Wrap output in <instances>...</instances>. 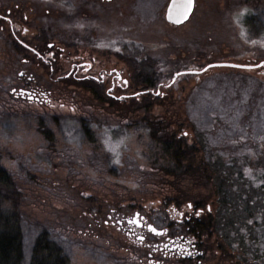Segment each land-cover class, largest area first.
Listing matches in <instances>:
<instances>
[{"label":"rangeland","instance_id":"374dc122","mask_svg":"<svg viewBox=\"0 0 264 264\" xmlns=\"http://www.w3.org/2000/svg\"><path fill=\"white\" fill-rule=\"evenodd\" d=\"M33 1L40 7L45 5L52 7L50 26L57 19L55 16L59 15L61 9L69 12L73 10V0ZM255 1L256 5L254 0H195L188 21L180 26H172L165 20L169 0H96L99 12L98 17H95L96 22L83 25L76 18L61 19L58 26L65 30L60 36H65L63 38L68 45L60 42L58 38L48 40L52 43L54 52L62 54L54 68L56 69L58 65L60 68L63 67L64 59L77 54L92 56L98 67L121 66L109 53H114L118 45L123 43L139 49L142 57L167 61L168 66L180 64L181 59L190 55L188 60L181 62V65L189 62L187 65L192 66L193 70H201L206 65L224 63L255 65L264 58V0ZM12 3V0H0V14L7 9L11 10ZM252 13L257 16L258 26L249 29L247 18ZM79 25L93 32L78 38L79 34H71L72 31L69 29L81 28ZM82 30L80 33L84 32ZM2 34L1 37L10 36ZM25 38H30V35H26ZM3 47L0 39V52ZM7 64H9L7 60L0 54V76L3 80L10 73L7 71ZM57 72L61 71L56 70L55 73ZM59 75L54 74L52 77L55 79ZM256 80L264 83V67L257 69L211 67L197 76L182 77L172 87L161 90L162 100L158 107L161 113L149 114L154 119L166 114L168 119L171 117L178 124L183 122L184 132L188 135L192 133L195 135L197 131L199 134L203 132L205 143L209 142L212 146L218 147L222 141L226 146L223 153L227 156H231L238 149L249 153L247 149L249 144L254 140H264V88H260ZM65 84L64 88L51 89L72 96L76 103L77 97H80L78 93H84L77 89L74 82L71 85H68V82ZM134 91L135 88H132L130 93ZM1 94L3 97L0 100V108L7 112L18 111L20 116V119L11 116L0 117L1 154L6 159L4 166H11L14 171H19L18 168L23 166V162L38 161L34 158L33 149L41 145L44 139L37 131L39 119L22 116L21 106L13 104L4 95L6 93L3 90ZM129 104L122 106L127 107ZM76 106L87 107L78 104ZM115 111L114 132L108 131L101 136L97 135L91 147L102 155L107 165L110 163L116 167H120L123 154H130L141 165V170L136 171V175L141 179L145 177L143 180L152 177L159 164L154 161L158 153L149 142L147 131L137 126L130 128L131 123H135L134 120L138 118L133 116L141 117L142 114L131 112L125 115L121 109ZM123 123L127 125V131L124 130L126 126H122ZM54 129H58L59 139L64 143L74 144L82 149L89 144L71 123L63 122L59 128ZM54 129L52 131H55ZM98 131L99 129L95 132ZM197 142L200 143L199 140ZM56 145L62 146L60 143ZM116 159H119L118 164L114 162ZM118 170V175H110L103 184L95 183L81 175L68 176L66 173L63 176L59 175L62 182L58 183L54 179L56 176L46 171L42 175L40 186L37 182L34 183V189L27 188L22 210L31 220V225L52 226L62 235L60 241L69 244L66 247L69 264H135L133 258L128 257L120 247L123 239L112 235L113 232L108 229L100 233L104 228L103 220L108 213L107 206L113 202L119 204L131 197L139 196L140 192L146 194L151 191L141 185L144 181L123 179L122 174L120 175L121 168ZM35 175L40 176L37 173ZM81 199L88 200L90 204L96 199L103 208L100 216H95L94 210L92 219L86 215L88 208L85 209L86 212L79 210L86 207ZM86 219L88 223L94 224L96 220L99 224V227H94L90 233L85 230L86 234L92 235L88 237L87 242L82 240L77 230L72 236L69 234V229L79 227L82 222L85 225ZM258 234L264 235V231L260 230ZM118 247L121 249L117 251Z\"/></svg>","mask_w":264,"mask_h":264},{"label":"flooded vegetation","instance_id":"af4514ba","mask_svg":"<svg viewBox=\"0 0 264 264\" xmlns=\"http://www.w3.org/2000/svg\"><path fill=\"white\" fill-rule=\"evenodd\" d=\"M12 1V9L0 14V35L10 34L9 37L0 36L2 43L7 41V48L4 45L0 54L9 63L7 71L10 72L5 80L0 76V100L4 86L12 96V103L17 106H27L39 112L46 111L53 116L58 111L63 120L67 114L78 115L81 119L91 118L90 134L93 137L86 139L90 146L96 136H101L106 129L114 132L115 109H121L125 115L131 112L159 114L160 106L129 107V103L132 100L142 101L147 95L151 99H161V90L172 87L180 78L197 76L209 69H205L210 66L206 65L201 70H193L192 66L185 64L182 69L174 70L166 77L149 76L156 83L153 88H137L134 82L144 83L147 77L135 76L130 61L134 59L142 61L143 64L146 56L142 57L139 49L131 48V44L127 43L118 45L119 51L109 53L122 67H98L92 56L77 54L64 59L63 67L58 65L55 69L54 65L60 60H57L54 47L47 38L51 33L49 23L52 7H40L33 0ZM77 2H80L79 9L86 8L82 0ZM84 3L88 4L89 17L80 14L76 19L83 25L96 22L95 17L99 13L96 0ZM70 29L80 35L78 38L93 32L83 27ZM81 30L84 32L80 33ZM26 35H30V38H25ZM60 56L62 54L59 52L61 59ZM246 66H254L250 69L264 67V59L255 65ZM66 68L67 72L63 74ZM56 70L61 72L55 73ZM177 72L181 75L177 76ZM54 74L60 75L54 79ZM66 82H71L70 85L74 82L77 89L84 93H78L80 97H77L76 103L72 96L51 89L64 88ZM132 88L135 91L130 93ZM86 98L92 99L95 106H76H81L82 99ZM116 104L118 108L115 107ZM123 104L129 105L126 107ZM122 126H126L125 131L128 130L127 125L123 123ZM167 129L171 130L176 139H183L190 146L194 143L196 145L198 140L205 141L203 132L199 134L197 131L195 135H188L183 126L178 125ZM204 146L203 154L182 157L185 167L199 169L203 161L207 166L206 171L174 170L163 176L161 168L164 162L173 167L175 165L171 156L162 154L159 149L160 152L154 158L159 164L152 176L156 183L149 182V188H144L151 190L147 192L149 194L140 192L139 196L107 206L108 213L103 220V226L113 232L112 235L124 240L120 247L128 257L133 258L135 264H264V235L258 234L260 230L264 231V140H254L249 144V153L238 149L231 156L223 153L226 146L222 141L218 147L209 142ZM195 148H199L198 144ZM123 158L124 154L121 160ZM108 165L111 170L113 165ZM113 173L115 171L111 170V174ZM193 176H198L199 179H191ZM206 177L213 178L214 186H202ZM150 178L146 177V180ZM189 205L192 207L189 208ZM137 213L143 218L144 227L127 223ZM148 224L163 234L150 233L147 230ZM141 236L144 237L143 243L138 239Z\"/></svg>","mask_w":264,"mask_h":264},{"label":"trees","instance_id":"16d2710c","mask_svg":"<svg viewBox=\"0 0 264 264\" xmlns=\"http://www.w3.org/2000/svg\"><path fill=\"white\" fill-rule=\"evenodd\" d=\"M73 1L74 3L76 1V3L74 4L72 2L73 10H70L72 11L71 13L68 11H61L59 15L55 16L57 19L54 21L53 25L50 26L51 33L47 35L48 39L58 38L60 42L68 45L63 38L65 36H60L63 31L60 30V27L58 26L61 19L64 20L71 17L76 18L77 16L79 17L80 14H83V17H86L88 14V4L84 3L88 2V0H82V3L86 7L82 9H79L80 2H77V0ZM254 4L256 5L255 0ZM247 25L249 26V29H254L258 26L257 16H255V14L252 13V15L247 18ZM69 31H72L71 34L75 33L71 29H69ZM71 34L70 36H75L76 33L74 35ZM82 37H84V35H82L81 38ZM3 45L6 46L4 48H7V41L4 40ZM58 54L59 53L57 52L55 53L57 59H59ZM190 56L181 59L180 64L178 63L174 66H168L166 64L167 61L165 60H153L150 57H146V61L143 64H141L142 61L131 59L130 65L133 69V74L138 77H142L144 75L147 77V80L144 83L140 81L134 82L135 87H145L147 89L153 88L156 83L151 81L152 78L149 76L166 77L174 70L182 69L183 66L181 65V62H185V60H188ZM176 57H178V55ZM188 63L189 62L186 64ZM256 81L260 88H264V83H261L258 80ZM69 84L70 83H68V85ZM3 91L6 93L4 95L11 100L12 96L9 95L8 89L4 86ZM161 100L162 99L156 98L151 99V96L147 95L140 102L132 100L130 103L131 106L129 107L146 106L149 108L159 106L161 104ZM86 105L89 107L95 106L92 104V99L90 98L84 99L81 104V106ZM115 107L118 108V104H116ZM21 109L22 116H28V118L33 117L37 120L39 119L37 121V131L44 140L41 145H37L33 149L34 158L38 159V161L34 163L28 161L23 162V166L18 168L19 171H14L11 166H4L6 159L3 154H1L0 149V264H69V258L67 257L69 253L66 251V247H68L69 244L66 245L67 242L60 241L59 238H61L62 235L52 226L31 225V220L26 217L24 211L22 210V203L27 188L34 189V183L37 184V182L40 186L42 175L46 171L55 175L56 177L54 179L55 181H58V183L62 182L59 175L63 176L67 174L68 176L81 175L85 178H90L95 183L103 184L106 183V178L112 175L111 170L113 169L115 171V173H113L114 175H118L119 168H121L120 175L122 174L123 179L129 181H144L141 185L146 187L149 186V182L156 183V181L152 180L154 177H151L149 180H143L145 177L141 179L140 176L136 175V171L141 170V165L130 154H124L120 167L112 166V169L109 170L110 165H107L102 155L96 153L93 150L94 148L90 145H87L82 149V147L80 148L74 144L64 143L59 139L58 129H54L55 127L59 128V125L63 122L71 123L79 129L77 132L80 133L81 137L86 141V139H92L90 134V126L92 122L91 118H88L87 120L86 117L81 119L78 115L67 114L65 120L63 121V119H61L62 115H58V113L53 116L52 113H47L46 111L39 112L37 110L30 109L27 106H21ZM115 110V112H117L119 109ZM18 114V111L7 112L4 108L0 110V117L11 116L20 119ZM141 114V117L140 115L133 116L134 118H138L134 120L135 123H131L130 128L136 126L142 127L145 131H147L149 142L155 146V152L158 153L159 149H161L162 154H168L174 160V167L168 163H163L164 166L161 168L163 176L167 174V172L174 170H178L179 172H197L207 170V166L203 163V161L201 162L199 169L193 168L192 166L185 167L183 157L190 154H203L205 151V141L203 142V140H200V143L197 142L199 148L196 149L195 146H197V144L195 145L194 143L190 146L187 141L183 139H176L175 135H172L171 130L167 129L176 125H178V127H182L183 122L182 124H178L173 118L170 117L168 119L166 114H163L159 119L152 118L149 112ZM53 129L55 131H52ZM56 143H60L62 146H57ZM192 165L195 166V164ZM36 173L41 177L36 176ZM129 173L132 174L129 175ZM197 177L198 176H193L191 179L194 178V180H198L199 178L197 179ZM229 179L230 178H228V180ZM202 186H214L213 178H204ZM228 186L231 185L229 184ZM41 187L44 188L43 185ZM96 199L92 201V204L88 203V200L81 199L86 207H82L79 210L86 212L85 209L88 208L86 215H89L92 219L94 217V210L95 216H100L103 209ZM94 227H99L98 221L95 220L94 224H91L88 223V220L86 219L85 225L82 222L79 227L69 229V234L72 236L74 231L77 230L82 240L86 241L89 240L88 237L92 235L89 236L86 234L85 230L87 229L90 233ZM105 230L106 229L104 227L100 233H103Z\"/></svg>","mask_w":264,"mask_h":264},{"label":"snow or ice","instance_id":"6c2138e0","mask_svg":"<svg viewBox=\"0 0 264 264\" xmlns=\"http://www.w3.org/2000/svg\"><path fill=\"white\" fill-rule=\"evenodd\" d=\"M174 4H175V0H174ZM194 4H195V0H185V3L181 6L182 7L181 16H182L183 20H187L189 18V16L192 14V11H193V8H194ZM169 20H171V15H169ZM175 22L176 23H180L181 20L178 19ZM79 26L83 27V25H79ZM26 31H27V29H25V32ZM25 47H27V45H25ZM49 47H52V46L49 45ZM117 51H119V49H117ZM21 75H23V73H21ZM176 75L179 76V75H181V73L177 72ZM29 79H31V77H29ZM21 94H23V93H21ZM157 95H159V93H157ZM29 99H32V97L29 96ZM107 132H108V130L106 129L105 133H107ZM106 143H107V141H106ZM114 162L118 164L119 163V159H116ZM191 207L192 206L189 205V208H191ZM181 215H183V214H181ZM197 215H199V213H197ZM127 223L130 224V225H135L136 227H144L143 218L140 216L139 213H137L134 218L128 220ZM147 230L150 233H153L155 235H162L163 234L160 231H158L157 228H155L151 224L147 225ZM138 239L141 241V243H143V241H144V237L143 236L138 237ZM189 255H190V253H189Z\"/></svg>","mask_w":264,"mask_h":264},{"label":"water","instance_id":"95a60500","mask_svg":"<svg viewBox=\"0 0 264 264\" xmlns=\"http://www.w3.org/2000/svg\"><path fill=\"white\" fill-rule=\"evenodd\" d=\"M184 3H185V0H175V4H174V0H169L168 5H167L166 10H165V20L169 25L180 26V25L184 24L189 19L188 18L187 20H183L182 16H181V12H182L181 6ZM169 15H171V20H169ZM178 19L181 20L180 23L175 22ZM211 67H234V68H239V69H250V68H253L254 66H241V65H232V64H225L224 63V64L210 65V66H207L205 69L211 68Z\"/></svg>","mask_w":264,"mask_h":264}]
</instances>
